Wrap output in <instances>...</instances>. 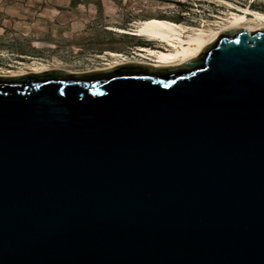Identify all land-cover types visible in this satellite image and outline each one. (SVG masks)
<instances>
[{
    "label": "water",
    "instance_id": "water-1",
    "mask_svg": "<svg viewBox=\"0 0 264 264\" xmlns=\"http://www.w3.org/2000/svg\"><path fill=\"white\" fill-rule=\"evenodd\" d=\"M0 264H264V27L0 75Z\"/></svg>",
    "mask_w": 264,
    "mask_h": 264
},
{
    "label": "rangeland",
    "instance_id": "rangeland-1",
    "mask_svg": "<svg viewBox=\"0 0 264 264\" xmlns=\"http://www.w3.org/2000/svg\"><path fill=\"white\" fill-rule=\"evenodd\" d=\"M229 1L264 11V0ZM232 11L239 12L223 0H0V72L27 69L35 60L94 68L109 51L132 54L155 46L111 27L131 30L135 21L151 17L210 27Z\"/></svg>",
    "mask_w": 264,
    "mask_h": 264
},
{
    "label": "bare ground",
    "instance_id": "bare-ground-1",
    "mask_svg": "<svg viewBox=\"0 0 264 264\" xmlns=\"http://www.w3.org/2000/svg\"><path fill=\"white\" fill-rule=\"evenodd\" d=\"M230 8L237 7L239 12L232 11L222 21H216L210 27L205 25L192 26L159 17L137 20L131 30L123 27H111L110 30L124 34L144 37L142 40L153 43L150 47H136L135 53L127 54L109 51V55L101 66L75 70L60 65H50L44 61L35 60L29 68H20L9 72H0L1 76H17L30 72H42L49 69H65L71 73L89 72L111 68L118 64L136 62L153 66L179 65L192 57H197L203 48L212 43L218 33L231 28H247L255 30L264 27V11L251 6H239L229 0H223ZM130 49V48H129Z\"/></svg>",
    "mask_w": 264,
    "mask_h": 264
},
{
    "label": "flooded vegetation",
    "instance_id": "flooded-vegetation-1",
    "mask_svg": "<svg viewBox=\"0 0 264 264\" xmlns=\"http://www.w3.org/2000/svg\"><path fill=\"white\" fill-rule=\"evenodd\" d=\"M148 43V42H147ZM148 44H151V43H148ZM152 45V44H151Z\"/></svg>",
    "mask_w": 264,
    "mask_h": 264
},
{
    "label": "trees",
    "instance_id": "trees-1",
    "mask_svg": "<svg viewBox=\"0 0 264 264\" xmlns=\"http://www.w3.org/2000/svg\"><path fill=\"white\" fill-rule=\"evenodd\" d=\"M252 7V6H251Z\"/></svg>",
    "mask_w": 264,
    "mask_h": 264
}]
</instances>
